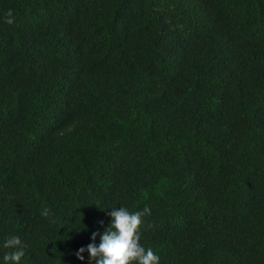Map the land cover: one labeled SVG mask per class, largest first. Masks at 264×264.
I'll return each instance as SVG.
<instances>
[{
	"label": "trees",
	"instance_id": "trees-1",
	"mask_svg": "<svg viewBox=\"0 0 264 264\" xmlns=\"http://www.w3.org/2000/svg\"><path fill=\"white\" fill-rule=\"evenodd\" d=\"M146 206L159 264H264V0H0V264Z\"/></svg>",
	"mask_w": 264,
	"mask_h": 264
},
{
	"label": "clouds",
	"instance_id": "clouds-1",
	"mask_svg": "<svg viewBox=\"0 0 264 264\" xmlns=\"http://www.w3.org/2000/svg\"><path fill=\"white\" fill-rule=\"evenodd\" d=\"M6 23H14L11 9L8 10ZM151 209L145 207L142 211L130 212L125 207L112 208L109 215L112 217L110 225L106 228L103 235L100 236V243L89 244L87 249L80 248L76 253L80 260H84L83 253L87 251L90 254V264H159L160 258L152 248H145L141 243L139 229L142 224V218L150 215ZM42 215L48 216L49 210L44 209ZM103 223V222H101ZM100 235L99 232L92 234V240ZM4 248L12 249L7 252L3 260L5 264H19L25 255L24 245L18 236L7 239Z\"/></svg>",
	"mask_w": 264,
	"mask_h": 264
}]
</instances>
